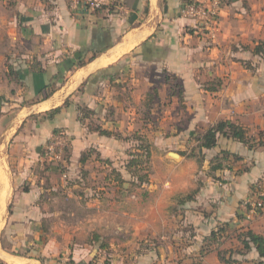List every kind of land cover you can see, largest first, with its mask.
Returning <instances> with one entry per match:
<instances>
[{"label": "crops", "instance_id": "crops-1", "mask_svg": "<svg viewBox=\"0 0 264 264\" xmlns=\"http://www.w3.org/2000/svg\"><path fill=\"white\" fill-rule=\"evenodd\" d=\"M212 1L0 0V264H264L239 240L264 238V0H216L213 29L181 13ZM219 122L247 143L199 148ZM135 136L153 190L131 201Z\"/></svg>", "mask_w": 264, "mask_h": 264}, {"label": "trees", "instance_id": "trees-1", "mask_svg": "<svg viewBox=\"0 0 264 264\" xmlns=\"http://www.w3.org/2000/svg\"><path fill=\"white\" fill-rule=\"evenodd\" d=\"M191 4L192 5H198L199 3H191ZM262 49H263L262 47H256L254 49V54L264 56V52L262 51ZM102 135H109V134L106 132H102ZM219 135L226 137V138H231V139L237 140L243 144L244 143L246 144L248 141L246 139L245 132L241 127L234 125L230 122H219L216 125H214L213 127H211L210 129L206 130L202 135L199 136V139H198L199 148L204 149V150H210V149L214 148L216 146V143H217V136H219ZM132 139L135 140L132 142V144L135 143V146H134L135 148H133V146L131 147L132 151L134 150V152H133V154H130L131 159L128 161V163L126 165V169L127 170L131 169L130 171H132V168L135 166L139 170H142L143 159L148 160V149L146 146H143L144 142L140 139V137L135 136ZM135 151H140V152L136 153ZM48 163L50 164L51 162L48 161ZM139 167H142V168H139ZM221 167H222L221 164H217L213 168L219 169ZM146 175L147 174L145 173V174H143V176L140 175L137 177V174L136 175L131 174L133 179H134V176L137 178L136 183H138V184L147 183V180H148L147 177L148 176H146ZM191 199H192V197H190V196L186 197L187 201H189ZM222 231H224V230L221 228L212 234L211 237L215 243H217V241L222 240L225 237V235L222 234L223 233ZM239 240H241V242L244 246V249H248L249 244H252L256 248V251H257L259 257L264 259V238H262L261 236L255 235V234L251 233L250 231H246V232H243L239 236Z\"/></svg>", "mask_w": 264, "mask_h": 264}, {"label": "built area", "instance_id": "built-area-1", "mask_svg": "<svg viewBox=\"0 0 264 264\" xmlns=\"http://www.w3.org/2000/svg\"><path fill=\"white\" fill-rule=\"evenodd\" d=\"M69 8L74 11H98L102 9L101 0H68ZM219 2L213 0L210 6L205 5H182L181 13L184 17L191 18L206 28L213 29L216 25ZM68 146V138L64 132L55 134L52 141L46 147L45 158L50 162H61ZM258 200L251 212L256 213L262 208V202Z\"/></svg>", "mask_w": 264, "mask_h": 264}, {"label": "rangeland", "instance_id": "rangeland-1", "mask_svg": "<svg viewBox=\"0 0 264 264\" xmlns=\"http://www.w3.org/2000/svg\"><path fill=\"white\" fill-rule=\"evenodd\" d=\"M132 139V138H131ZM135 141V140H134ZM143 141V140H142ZM144 142V141H143ZM147 144V143H146ZM140 145V144H139ZM131 146H133V148H135L134 146H135V143H133V144H131ZM143 146H146L145 145V143H143ZM176 147V146H175ZM177 150H180L179 148H177ZM193 155V150L191 151V153H190V155ZM131 159V155L129 154L127 157H125V159H123L122 160V164H121V166L123 167V172L124 173H126V171H125V169H124V167H126V165H127V163H128V161ZM190 160H187V164H188V162L189 161H196V157H193L192 159L191 158H189ZM200 159L201 158H199V159H197V166H200V163H201V161H200ZM125 160V161H124ZM153 159H150V160H148L147 161V159H143V163H142V167H139V168H142V170L140 171V173L139 174H137V177L138 176H140V175H142L143 176V174L146 172V171H148V172H151V169L153 168V165H154V163H153ZM196 163V162H195ZM51 165V164H50ZM201 167V166H200ZM148 168V169H147ZM147 169V170H146ZM135 170H138V168L137 167H133L132 168V171L130 172V174L128 175V174H123V177H124V179H123V182L121 181V183H124L125 185L127 184L128 185V190L126 191V193L127 194H125V198H128V200H131V201H135V199L136 198H138L139 200H141V199H143V197L145 196V194H148V193H146V192H148V191H152L153 190V188H150V189H148V186H147V184H144L140 189H134L131 185H134V187L135 186H139V184L138 183H136L137 182V178L134 176V179H133V177L131 176V174L133 175H136L135 174ZM146 176H148V175H146ZM129 186H131L132 188H129ZM121 191H123V190H120V192ZM123 194V193H122ZM150 195V194H149ZM160 199H162V198H160ZM144 200V199H143ZM161 202L164 204L165 203V200H161ZM166 202H167V200H166ZM168 203V202H167ZM159 209V208H158ZM132 212L130 213V214H132V215H129L130 216V218H131V220L133 221V222H135V216L137 215V214H141L142 213V211H141V209H139V208H137V207H133V208H131L130 209ZM151 211V210H150ZM153 212H154V214H153V212H152V214H150V217H152V216H154V218H152V220H155L156 221V219H157V221H160L161 220V212L159 211V210H157V208H155L154 210H152ZM139 214V215H140ZM162 216H164V215H162Z\"/></svg>", "mask_w": 264, "mask_h": 264}, {"label": "water", "instance_id": "water-1", "mask_svg": "<svg viewBox=\"0 0 264 264\" xmlns=\"http://www.w3.org/2000/svg\"><path fill=\"white\" fill-rule=\"evenodd\" d=\"M169 156L173 159H177L179 156L174 154V153H170Z\"/></svg>", "mask_w": 264, "mask_h": 264}]
</instances>
